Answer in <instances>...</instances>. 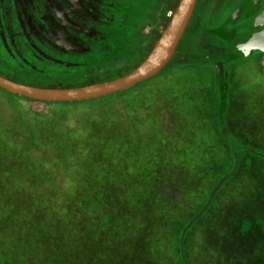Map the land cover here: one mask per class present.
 Masks as SVG:
<instances>
[{"label": "rangeland", "instance_id": "374dc122", "mask_svg": "<svg viewBox=\"0 0 264 264\" xmlns=\"http://www.w3.org/2000/svg\"><path fill=\"white\" fill-rule=\"evenodd\" d=\"M165 1L167 0L123 1L122 9L119 11L123 21L114 27L116 38L108 37L100 41L99 44H103L102 47L100 46L101 48L93 55L85 56L84 66L76 67L75 70L67 69L73 74L57 75L52 73L55 69H46L41 76H35L31 74L34 73L33 71L22 68L19 69V75L24 77L33 75L38 82L45 78L70 79L68 80L70 82L61 87L95 83L93 80L95 81L97 77L113 78L114 70L124 67L123 60L128 55L134 54L149 32L156 27ZM259 1L246 0L245 2L253 5L254 9ZM235 2L237 0H215L209 10L204 7L202 10L195 11L187 23L186 35L190 52H194L200 33L207 42H219L208 32V29L212 24L221 21ZM244 8L246 5L238 11L237 15L242 16ZM263 24L264 10L252 22L254 27H260ZM15 62L5 60V56L0 51V67L5 69L4 71H15ZM166 65L171 69L169 75L182 74L178 90L195 88V93L188 91L179 94L178 103L184 107V112L176 116H169L168 112L160 113L156 115L158 117L156 122L159 127L169 126L172 131L176 130L177 140L183 138L190 144L202 141L206 143V146L203 145L202 148L199 145V148L189 146L186 152L188 155L193 153L192 157L195 156L196 161L188 166L184 161L187 166L184 172L180 168H173L172 173L166 175L164 183L161 184L164 194L177 201L182 215L181 218H165L166 214L161 213L159 206L157 213L160 218L167 221L166 227L169 229L163 233L178 239L182 249L188 253L190 258L187 260L188 264H264V52L256 49L248 50L243 56L225 64L223 70L216 68L213 70L209 65L196 60L184 62L175 59ZM62 70H64L63 67ZM35 73L39 75L37 70ZM88 78L93 80L84 83ZM159 80L147 85L139 83L133 86L132 90L136 95L143 93L148 88L151 89L153 85L159 84ZM19 97L0 88V112L8 116L11 113L15 114L18 109L21 111V106L25 109L21 111V114L27 117V121L33 127L37 126L45 116H50L52 112L56 113V109H60L56 107L57 104H53L54 102L49 104L46 101L29 100L21 103ZM15 100L19 102L11 103ZM61 107L60 117L63 121L61 128L76 126L74 124L78 120L75 117L83 113L82 108L85 104ZM173 109L171 108V111ZM83 115L85 116L84 113ZM156 122H153L154 128H156ZM30 134L31 132L22 135L17 132V127L5 128L0 124V216L5 215L11 218L19 228L24 220L21 210L25 209L30 201L33 203L40 200V196L38 194L33 196V191L28 190V187L37 188L42 183L46 186L50 184L51 177H47L43 171L54 160L42 140ZM217 139L220 144L223 140L226 148L224 159L230 160V157L235 156L242 164V174L234 181H228L225 184L231 173L228 166L218 168L219 172L221 169L218 175L212 173L214 167L220 166L219 158L217 161L213 158L216 157V153H219L218 150L214 153V149L210 147ZM22 140H28L31 147L29 151L32 156H35L30 158L35 163H39L38 167H29L27 168L29 170L20 167L16 170L18 172L8 173L6 177L2 176V166L10 165L7 160L10 158L7 152L9 141L17 147L19 152H26L28 157V150L20 146ZM117 143L118 140L115 139L114 144ZM140 143L142 141H139ZM39 144L42 151L40 153L33 151ZM118 145L121 146L122 142ZM85 149H87L86 156L82 160L85 175H81L80 171L74 174V178L83 177V183L80 184L83 192L74 196V202L70 201L72 194L67 193L65 200L67 209L69 205L73 206L71 211L67 210V217L64 216L63 210L51 212L49 223L54 232H59L64 237L80 236L85 241L91 232L117 230L119 226V231L113 236L116 240H112L111 245L121 248L122 252L128 250L139 252V246L148 247V238L152 232L149 216L154 217L150 207L147 206V211L137 214L144 221L139 222L137 226H131L129 232L120 230V223L124 218L130 220L133 216H130L131 213L125 209L119 213L116 210L117 200L133 204V201L125 200L126 194L123 192L125 189L122 188L126 178L135 179L134 173L128 177L124 174L125 168H128L133 157L120 156L115 152V147L107 151L108 148L98 147L94 141H89ZM90 150L93 151L92 155L88 154ZM148 151L157 152L155 147H148ZM192 157L189 164L192 162ZM40 176L42 178H39ZM22 177L28 180L25 182L26 185L21 181ZM72 178L73 174L69 173L68 183L57 181L55 186L62 191L67 184L69 187ZM188 178L192 179V183L186 187L181 184V181ZM50 190L46 191L49 193ZM119 191L121 193L117 199ZM146 192V198H148V190ZM51 195L56 194L52 191ZM187 196L192 197L187 198ZM188 199L192 201L188 202ZM53 200L55 201H49V205L64 207V203L58 205V200ZM109 212H114V216ZM172 219L175 223L171 222ZM134 233H137L139 237L137 243L139 246L133 245ZM0 236L2 237V234ZM119 236H122L120 247L117 244ZM16 239L15 235L9 236L13 245L18 244ZM131 242L133 244H130ZM127 245L131 247L123 248ZM168 253L156 259L162 264H180L176 251L171 255V261H168ZM138 263L145 264L141 256Z\"/></svg>", "mask_w": 264, "mask_h": 264}, {"label": "trees", "instance_id": "16d2710c", "mask_svg": "<svg viewBox=\"0 0 264 264\" xmlns=\"http://www.w3.org/2000/svg\"><path fill=\"white\" fill-rule=\"evenodd\" d=\"M175 5L172 6V9ZM169 17L170 15L165 19L164 26ZM231 59L235 60L233 58ZM231 59H228V63L232 62ZM170 73L171 69L165 65L153 76L137 82L127 89L89 100L54 102L53 104H57L56 107L60 109L62 108L61 106L85 104V107L82 108L85 116L82 113L77 114L75 117L78 121L74 125L77 127L65 126L61 128L63 121H61L60 109H56V113L52 112L50 116H45L40 120L41 122L44 120V122L38 123L39 125L37 124L35 127L29 124L24 114H21L22 110L25 111L21 106V111L18 109L15 114L11 113L5 116L0 112V124L2 127H17V132L22 135L31 132L30 135L42 140L43 144L47 146L46 148L50 152V155L54 158L51 161V165L44 168L43 171L47 177H51L49 180L50 184L46 186L42 183L37 188L34 186L28 187V190L33 191V196L37 194L40 196V200L33 203L30 201L26 208L21 210V213L24 215L21 227L19 228L16 223H13L11 218L5 215L0 216V234H2V237L0 236V264H139L140 256L143 258L145 264H162L156 258L168 252L171 253V251H173L171 254L168 253V261H171V255L176 251L177 258L180 259V264L189 263L187 262L190 259L188 253L182 249L180 243H178V239L169 237L167 233H163V231L169 230L166 227L167 221L160 218L157 211L160 206L161 213L163 214L164 212L166 214L165 218H181L179 204L175 199L167 197L166 193L164 194L161 184L164 183L166 175L172 173L173 168H180L184 172L188 165H193V162L196 161L195 156L192 157L193 153L188 155L186 152L189 146L196 148L200 146L202 148L203 145L206 146V143L200 141L199 143L195 142L190 144L188 140L183 138L177 140L175 138L176 130L172 131L169 126L166 128L158 126V122H156L158 117L156 115L168 112L169 116H176L184 112V107L178 103L179 94L188 91L195 93V88L192 90H178V83L180 82L182 74L175 73L174 75H169ZM0 75L14 82L39 87L57 86L55 84L61 83L60 79H47L45 82L34 83L32 81H25L13 73L10 74L2 71H0ZM120 75L122 73L117 72L114 74V77ZM211 77L213 79L212 74ZM105 79L108 78L97 77L95 81L92 78H88L84 83L89 80L97 82ZM157 79H160L159 84L153 85L151 89L148 88L143 93L136 95L132 90V87L139 83L146 85L149 83L153 84ZM19 98H21V103L32 100L22 96ZM18 102L17 100L11 101V103ZM46 102L52 104L49 101ZM171 108H174L173 111H171ZM153 122H156V128H154ZM216 127L219 132L217 124ZM34 131L35 133H33ZM115 139L118 140L117 144H114ZM89 141L96 142L98 147L103 146V148H108L107 151H110L111 147H115V152L120 156L126 158L133 157L128 168H125L126 171L124 174L128 177L134 173L135 179L126 178L122 186L125 189L123 191L126 194L125 200L133 201V204H126L123 203L124 201L118 200L115 203H118L116 206L117 213L125 209L131 213L129 214L130 216H133L130 220L124 218L120 223V230L125 232H129L131 226H137L139 222L144 221L137 214L146 210L147 206L150 207L154 214L153 218L149 216V225L152 232L148 238V247L144 248L139 246L137 244L139 242L137 233L132 235L134 236V244L133 242L130 244L134 246L138 245L139 252H132V250L122 252L121 248L119 249L111 245V241L116 240V237L113 236L119 231V226H117V230L91 232L89 237L84 241L80 236L64 237L61 233L54 232L53 227L49 223V216L52 211L57 212L63 210L64 216L67 217V210L71 211L73 209V206L70 205L67 209L65 204L67 193L72 194L70 201L74 202V196L83 192L81 190L83 187L80 184L83 183L82 181L84 179L82 176L74 178V174L80 171L81 175H85L82 160L86 156L85 151L87 149H85V145ZM139 141H142V143L139 144ZM120 142H122L121 146L118 145ZM221 142L222 144L217 139L213 143V146L212 144L210 146L214 149V153L218 150L219 153H216V157L213 158L215 161L219 158L220 162V166L214 167L212 173L218 175L221 172V169L219 172L218 168L228 166L231 173L224 182L225 184L228 181H234L236 177L242 174V164L240 159L237 160L235 156L230 157V160L224 159L223 156L226 154V148L223 140ZM236 143L238 144L237 141ZM40 145L33 149V151L40 153L42 151L39 147ZM20 146L28 150V157L26 156V152H19L17 147L9 141L7 144V152L10 158H7V160L10 165L2 166V176L6 177L8 173L18 172L16 170L20 167L26 169L29 167H38L39 163H35L30 158H35V156H32L29 151L31 147L29 146L28 140H22V145ZM148 147H155L157 152L150 153ZM160 148L161 151H159ZM232 152L234 151L232 150ZM88 154L92 155L93 151L90 150ZM191 157L192 162L189 164ZM228 160L229 162H227ZM184 161H186L187 166L184 164ZM37 173L41 172L37 171ZM69 173L73 174L69 187L68 184H65L66 186L60 191L55 186L57 185L55 182L61 181L68 183ZM39 178L42 177L40 176ZM21 181L24 184L28 182L23 177ZM191 183V178L181 181V184L186 187L190 186ZM75 184H78V186H75ZM47 189H51L49 193L46 191ZM146 190H148V198H146ZM52 191L56 195L52 196ZM120 193V191L117 193V199ZM144 194L145 196H143ZM189 197L192 196H187V198ZM53 199L58 200V205L64 203V207L49 205V201H55ZM144 201L148 202L145 203ZM190 201L192 200L188 199V202ZM109 214L114 216V212H109ZM171 222L175 223L174 219ZM10 235L17 236L16 240L18 244L13 245L11 243L9 240ZM121 238L122 236L117 238L119 247L121 245ZM175 241L176 243H174ZM127 247H131V245L123 248Z\"/></svg>", "mask_w": 264, "mask_h": 264}, {"label": "flooded vegetation", "instance_id": "af4514ba", "mask_svg": "<svg viewBox=\"0 0 264 264\" xmlns=\"http://www.w3.org/2000/svg\"><path fill=\"white\" fill-rule=\"evenodd\" d=\"M123 1L125 0H0V51L5 60L16 61L15 71L7 72L2 67L0 71L13 73L34 83L39 82L33 75L41 76L46 69H55L52 73L57 75L73 74L67 69L75 70L76 67L84 66L85 56L93 55L102 47L100 41L108 37L116 38L114 27L123 21L119 14ZM213 1L215 0H195L190 17L204 7L209 10ZM245 1L237 0L221 21L209 27L208 32L219 42H207L200 33L194 52L188 50L187 24L167 63L175 59L184 62L196 60L209 65L213 70H223L228 59L243 56L246 52L235 58L233 56L242 40L239 35L264 28V24L260 27L252 25L253 20L264 10V0H260L254 9L253 5ZM176 3L177 0L165 1L156 27L149 32L136 52L123 60L124 67L116 68L114 74L130 71L146 56ZM244 5L246 8L242 9L243 15H237ZM22 68L33 71V75H19V69ZM36 70L39 75L35 73ZM55 79L59 80L61 77ZM68 80L70 79L60 80L61 83L55 85L61 87L70 82ZM45 81L46 78L43 79Z\"/></svg>", "mask_w": 264, "mask_h": 264}, {"label": "water", "instance_id": "95a60500", "mask_svg": "<svg viewBox=\"0 0 264 264\" xmlns=\"http://www.w3.org/2000/svg\"><path fill=\"white\" fill-rule=\"evenodd\" d=\"M194 2L195 0H177L167 23L146 56L130 71L120 76L76 87H39L14 82L0 75V88L35 101L49 102L89 100L124 90L153 76L167 64L188 23ZM239 36L242 40L238 43L234 57L250 49L264 52V28Z\"/></svg>", "mask_w": 264, "mask_h": 264}]
</instances>
